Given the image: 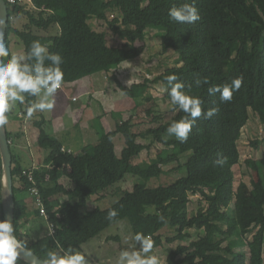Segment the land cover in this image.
<instances>
[{
  "label": "trees",
  "instance_id": "16d2710c",
  "mask_svg": "<svg viewBox=\"0 0 264 264\" xmlns=\"http://www.w3.org/2000/svg\"><path fill=\"white\" fill-rule=\"evenodd\" d=\"M185 2L193 0H34V6H9L5 44L10 53L12 34L19 37L25 51L32 41L39 40L49 51L62 55L63 83L105 71L114 76L125 95L136 101L133 116L122 119L115 130L79 153L65 150L52 137L45 118L36 121L40 129L39 145L47 153L45 162L50 164L35 171L36 183L29 180L32 168H26L13 153L15 234L42 259L47 251L59 247L81 248L112 224L128 219L132 232L150 237L154 248L176 243L170 247L166 264H264V153L261 159L252 162L257 177L253 180L251 198L236 191L234 171L241 159L239 141L250 120V111L264 123V0H194L200 15L198 21L194 24L170 21L168 10ZM114 9L119 16L109 19ZM21 15L28 18L23 29L13 24V17ZM94 20L108 22L124 43L111 45L107 33L97 29ZM53 26L59 27L58 33L34 30ZM149 28L162 31L161 52L175 54V65L154 79L146 78L127 86L115 69L144 53L146 46L138 41L144 43ZM172 74L185 84L189 95L201 99L204 111L219 109L211 119L197 118L186 143L166 133L170 123L185 115L173 106L175 114L169 119L148 109L146 122L133 120L144 105L140 98L143 91L150 84L159 83L166 89L165 78ZM198 77H206L209 84L197 88L194 81ZM236 77H242L243 83L231 102L221 103L219 93H208L210 86L230 83ZM164 99L170 102L167 91ZM34 100L26 98L24 113L26 105ZM145 123L151 125L145 128ZM138 124L142 129L138 130ZM8 134L13 140V134L10 131ZM118 134L125 139L120 154L115 140ZM139 138L150 139V143H141ZM155 143L167 147L168 153L157 160L138 161L142 152ZM188 153L182 163V157ZM221 159L225 161L223 165L215 163ZM173 163H179L176 169L183 170L179 178L149 186L152 179L169 173L164 167ZM127 174L140 177L141 181L132 190H120L119 200L108 208L89 209L92 197L102 200L114 196L116 184ZM1 178L0 154V192ZM34 185L40 189L54 225L55 248L50 237L34 240L22 231L21 219L28 215L29 207L18 196L30 192ZM192 194H199L207 205L195 213H191L190 207ZM64 198L67 199L63 201ZM0 207L3 220L1 196ZM109 209L118 212L111 222L107 219ZM168 226L175 233L165 237L161 232ZM196 230L197 235H193ZM253 243L258 244V249L255 258L248 261L242 248ZM18 264L30 263L20 259Z\"/></svg>",
  "mask_w": 264,
  "mask_h": 264
},
{
  "label": "clouds",
  "instance_id": "9594fccd",
  "mask_svg": "<svg viewBox=\"0 0 264 264\" xmlns=\"http://www.w3.org/2000/svg\"><path fill=\"white\" fill-rule=\"evenodd\" d=\"M170 21L178 24H194L200 19L195 2L183 3L179 7L168 10ZM3 28V21H0ZM3 58H7L6 60ZM62 55L51 52L47 45L39 40L31 42L26 51L10 53L4 42L3 32L0 31V128L8 123L7 114L17 105L25 106L26 98L35 100L25 107V115L32 118L37 112L43 113L53 110L55 96L62 88L64 71ZM168 97L174 110L178 109L185 115L174 120L166 129L169 137H174L181 143H186L197 118L211 119L218 108L207 111L202 109L199 97L189 95L185 91V84L177 75L172 74L166 78ZM243 83L242 77L234 78L230 83L213 85L208 88L210 95L219 93L221 103L231 102L234 92L239 91ZM194 84L197 88L209 84L205 78H196ZM190 87V86H189ZM224 160L215 161L223 165ZM118 216L116 209H109L107 219L111 222ZM164 219L163 216L160 217ZM16 229L11 218L0 220V264H18L22 256H30L32 252L27 248L26 242L16 236ZM48 235H54L52 226L48 225ZM128 245L122 248L115 259V264H160V259L153 254V240L141 232L130 234L125 238ZM42 264H90L89 254L73 245L58 250H49Z\"/></svg>",
  "mask_w": 264,
  "mask_h": 264
},
{
  "label": "crops",
  "instance_id": "0c3cea01",
  "mask_svg": "<svg viewBox=\"0 0 264 264\" xmlns=\"http://www.w3.org/2000/svg\"><path fill=\"white\" fill-rule=\"evenodd\" d=\"M12 53L15 52L12 50ZM133 61L124 62L115 69V73L122 83H128L125 79L128 78L127 74H130L128 71L131 70L128 69V71H124L126 73H119L125 70L123 67L125 63ZM109 75L107 72L101 71L74 82L64 83V87L57 91L55 107L51 111L37 112L29 119L24 113V107L17 105L7 114L8 131L13 134L12 152L20 158L26 168L45 169L50 166L49 163L45 162L47 153L39 145L40 129L36 126V121L45 118L48 122L46 127L52 137L60 141L65 150L79 153L90 145H96L107 132L115 130L117 124L123 119L124 109L130 110L129 106L134 103L133 108L136 107L134 98L122 97L123 92L114 84L115 80L112 82L111 75ZM111 83L113 84L111 85ZM114 87L117 90H114ZM150 88L147 89L150 90ZM119 135L116 136L115 140ZM37 152L39 155L36 154ZM18 199L25 200L29 207L28 215L21 219L22 231L30 234L34 240L50 237L53 241L52 247H57L54 235H48L49 223L36 207L34 196L30 192H24L18 196ZM90 200V210L99 206L98 197H92ZM102 233L96 236L95 241L92 238L80 249L89 254L90 264H115L113 258L116 254L113 251L110 252L109 249L113 247L119 253L122 248L128 245L125 244L120 235ZM130 234H134L132 230L129 232ZM160 249L161 247L153 248V254H160Z\"/></svg>",
  "mask_w": 264,
  "mask_h": 264
},
{
  "label": "rangeland",
  "instance_id": "374dc122",
  "mask_svg": "<svg viewBox=\"0 0 264 264\" xmlns=\"http://www.w3.org/2000/svg\"><path fill=\"white\" fill-rule=\"evenodd\" d=\"M119 16V11L114 9L109 13V19H113L115 17ZM28 23V18L25 15L21 16H14L13 17V24L15 27H18L20 29H23L25 25ZM94 26L101 30L105 31L108 35V41L111 45L119 46L124 43V40L118 37L116 34L113 33V31L110 29V26L108 22L106 21H100V20H94L93 21ZM36 32L41 33H48V34H56L59 32L58 26H53L48 30H39L38 28H34ZM162 33L161 30H157L154 28H149L146 31V38L144 43L141 41H138L139 44H145L146 49L144 53L139 56L137 59H134L133 62L125 63L123 67H125V70H122L119 74L126 73L124 71H128L130 69V74H127V79H125L126 82L131 84H125L127 86H132L133 82L141 83L146 78L148 79H154L156 76H158L160 73H162L164 70H166L168 67H173L175 65V54L169 55L167 53H162V36L160 34ZM10 49H12L15 53H19L22 51H25L24 44L19 39V37L15 34L11 35L10 39ZM11 50V51H12ZM110 76V75H109ZM114 76H110L112 82L114 80ZM124 81V82H125ZM134 83V84H135ZM113 83H111L112 85ZM114 84L117 85L116 82ZM118 86V85H117ZM114 90H117L116 87H114ZM144 93L141 94V100L144 102V105L140 107V110L136 113L137 118L133 119L134 122L138 121H147L146 119V112L148 109H153L152 114H157L160 116L165 115V119L171 118L175 113L172 110L171 103L164 99L165 95V87L163 84H152L150 90L146 89L143 91ZM122 97H128L125 94L122 93ZM149 97L150 100L146 99ZM135 100V99H134ZM136 102V101H135ZM133 103V102H132ZM123 106V105H122ZM135 103L132 104L130 107V110L124 109V112L122 114L123 120L128 119L131 116L134 115V107ZM142 117V119L140 118ZM137 122V123H138ZM148 127L151 124L145 123ZM142 129V127L138 124V130ZM264 123L261 121L260 117L253 112V110L250 111V120L247 123V125L242 130V136L239 141V149L241 152V159L240 162L234 166L235 171V189L236 191L242 192L246 197L251 198V189L253 187V180L257 177L256 174V168L252 166L253 160L261 159L264 153ZM139 142L149 144L150 139H138ZM117 143V150L120 154L124 144L125 139L120 134L116 140ZM168 148L163 146L162 144L155 143L153 144L149 149H145L138 161H153L154 159L157 160L161 157H164L168 153ZM45 151V150H44ZM36 154L39 155V152ZM189 153L184 155L182 157L181 162L184 163L187 158L189 157ZM179 163H173L170 165L165 166L164 168L166 170H170L169 173L162 175L159 178H154L151 181L148 182L149 186H153L154 183L156 185L158 184H167L169 182H172L176 178H179L183 174L182 169H176L178 167ZM132 174H127L125 179L118 184H116L115 188L116 192L114 193V196H110L109 198L102 199L99 201L98 205L105 209L114 204L119 200V196H117V193H119L120 190H132L134 188V185L136 182L141 181V178ZM137 180V181H136ZM154 182V183H153ZM67 199L64 198L63 201ZM191 213L197 212L200 208L207 206L205 202L201 201V196L199 194H192L191 195ZM0 215H1V207H0ZM131 225L128 219H123L119 222H116L112 224L110 227L104 230L102 234L105 233H111V235H120L122 239L128 237L129 232L131 231ZM174 230L171 227H166L162 230L161 233L165 235V237L170 236L174 234ZM198 230L195 231L193 235H197ZM249 239L253 237V233L248 235ZM94 241L97 239V237L93 238ZM126 244V243H125ZM176 244V243H175ZM175 244H166L161 246L160 254L157 256L160 259V263H167V257L172 250V248ZM168 247V248H167ZM247 252L248 261H251V259H254L256 256V251L258 249V244L253 243L250 245H247L243 247ZM109 251H113L116 256L113 258V261L115 263V259L118 256V252L116 249L111 247ZM118 253V254H117Z\"/></svg>",
  "mask_w": 264,
  "mask_h": 264
},
{
  "label": "water",
  "instance_id": "95a60500",
  "mask_svg": "<svg viewBox=\"0 0 264 264\" xmlns=\"http://www.w3.org/2000/svg\"><path fill=\"white\" fill-rule=\"evenodd\" d=\"M10 19V9L4 0H0V21H3L4 42L8 33V24ZM4 59V58H3ZM0 154L2 163V178H1V203L4 212V219L11 218L15 222L16 198L14 192V177H13V152L11 148V140L9 139L8 127L5 125L0 128ZM29 249V248H28ZM31 250V249H30ZM30 256H22L21 259L30 264H42V259L34 251Z\"/></svg>",
  "mask_w": 264,
  "mask_h": 264
},
{
  "label": "built area",
  "instance_id": "2783aa9c",
  "mask_svg": "<svg viewBox=\"0 0 264 264\" xmlns=\"http://www.w3.org/2000/svg\"><path fill=\"white\" fill-rule=\"evenodd\" d=\"M4 1L8 4V6H14V5L24 6L26 4H29V5H32V6L35 5L34 0H4ZM63 87H64V83L62 84V88ZM74 99H75V97H74ZM37 169L38 168L33 167L31 169V171L29 172V180L32 181L33 183H36L35 182V178H34V173H35V171ZM48 178H49V176H48ZM30 192L35 198L36 207H38V209L40 210L41 215L46 217L48 223L52 226V228H53V230L55 232L54 225L50 221V216H49V214H48V212L46 210V206H45V203L43 201L40 189L37 186L34 185Z\"/></svg>",
  "mask_w": 264,
  "mask_h": 264
}]
</instances>
